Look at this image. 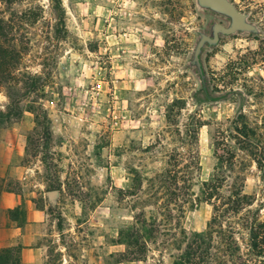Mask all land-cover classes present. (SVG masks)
<instances>
[{
    "label": "rangeland",
    "instance_id": "rangeland-1",
    "mask_svg": "<svg viewBox=\"0 0 264 264\" xmlns=\"http://www.w3.org/2000/svg\"><path fill=\"white\" fill-rule=\"evenodd\" d=\"M230 1L256 30L203 46L201 68L217 100L199 91L192 54L201 33L229 20L196 0H61L67 30L61 36L53 33L49 1H33L43 13L25 26L28 50L18 67L43 76L37 93L21 99L19 117L0 129V177L20 197L17 207L0 212V248L20 245L22 264H171L173 248L154 247L145 261L117 262L124 250L118 231L131 219L120 191L130 186L131 169L160 165L146 146L166 138L171 148L168 136L196 118L198 181L209 177L222 154L215 143L234 133L235 120L264 122V58L255 54L264 41V16L255 8L264 0ZM7 92L0 83L3 111ZM242 174L243 186L229 180L223 187L241 188L251 203L232 218L264 220L260 172L248 160ZM32 209L40 218L29 220ZM212 216L210 204L192 201L182 226L201 232ZM241 231L242 256L230 264H264V243L260 255L249 252Z\"/></svg>",
    "mask_w": 264,
    "mask_h": 264
},
{
    "label": "trees",
    "instance_id": "trees-1",
    "mask_svg": "<svg viewBox=\"0 0 264 264\" xmlns=\"http://www.w3.org/2000/svg\"><path fill=\"white\" fill-rule=\"evenodd\" d=\"M33 1L0 0V83L7 88L9 100L6 111L0 109V129L19 117L23 96L36 94L41 85L42 74L26 69L21 71L18 67L28 50L25 26L40 21L43 13L42 7ZM48 1L55 21L53 33L65 35L61 0ZM24 2H28L25 8H14L15 4ZM258 11L264 16V3L256 6L255 12ZM255 54L264 58V41ZM199 76L202 82L199 91L203 96L208 100L219 99L209 91L202 70ZM11 91L18 93L16 98L12 97ZM233 123L234 133L215 143L222 154L209 177L201 181L197 179L196 173L201 166L194 149L200 127L198 118L188 123L183 132L175 130L173 136H168L167 143L172 144L171 148L163 144L166 138H158L143 149L154 161L159 155L160 165L149 167L146 164L140 171L131 169L130 186L120 191L121 199H125L131 210V219L118 231V243L124 250L117 262L145 261L154 247L156 250L173 248L171 264L234 263L242 256L236 238L241 230H246L249 252L262 253L264 220H249L247 215L232 218L251 203L241 188L225 191L223 187L229 180L241 183L245 180L242 173L248 160L259 170L264 186V122L261 125L250 123L240 116ZM240 154H244L241 160L238 159ZM57 189L61 190V186ZM3 191L11 192L0 177V193ZM192 201L207 202L212 206L213 216L204 231L186 232L182 226L185 205ZM0 264H22L21 246L1 247Z\"/></svg>",
    "mask_w": 264,
    "mask_h": 264
},
{
    "label": "water",
    "instance_id": "water-1",
    "mask_svg": "<svg viewBox=\"0 0 264 264\" xmlns=\"http://www.w3.org/2000/svg\"><path fill=\"white\" fill-rule=\"evenodd\" d=\"M200 8L208 9L225 16L229 22L227 25L215 22L211 28V34L201 33L195 44L192 54V63L201 72L200 53L205 44L215 45L220 35H229L238 31L253 32L256 26L248 20L246 13L240 11L230 0H196Z\"/></svg>",
    "mask_w": 264,
    "mask_h": 264
},
{
    "label": "crops",
    "instance_id": "crops-1",
    "mask_svg": "<svg viewBox=\"0 0 264 264\" xmlns=\"http://www.w3.org/2000/svg\"><path fill=\"white\" fill-rule=\"evenodd\" d=\"M20 203V197L13 192L3 191L0 193V212L14 209ZM40 212L32 209L29 213V220L40 218ZM3 218V217H2ZM4 228V224L0 223V230ZM17 239V238H16Z\"/></svg>",
    "mask_w": 264,
    "mask_h": 264
}]
</instances>
